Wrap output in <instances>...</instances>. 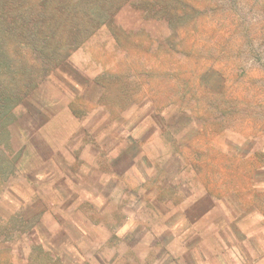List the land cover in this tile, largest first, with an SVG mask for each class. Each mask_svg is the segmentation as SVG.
<instances>
[{"label":"rangeland","instance_id":"rangeland-1","mask_svg":"<svg viewBox=\"0 0 264 264\" xmlns=\"http://www.w3.org/2000/svg\"><path fill=\"white\" fill-rule=\"evenodd\" d=\"M85 1L0 142V264H264V0Z\"/></svg>","mask_w":264,"mask_h":264},{"label":"trees","instance_id":"trees-1","mask_svg":"<svg viewBox=\"0 0 264 264\" xmlns=\"http://www.w3.org/2000/svg\"><path fill=\"white\" fill-rule=\"evenodd\" d=\"M81 1L0 0V142L16 100L44 72L70 63L71 50L102 23L91 18L93 4Z\"/></svg>","mask_w":264,"mask_h":264}]
</instances>
